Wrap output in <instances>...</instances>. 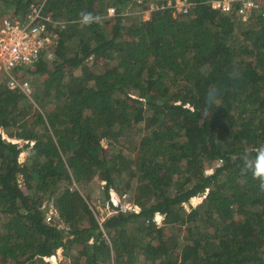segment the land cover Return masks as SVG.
Here are the masks:
<instances>
[{
    "label": "trees",
    "instance_id": "obj_1",
    "mask_svg": "<svg viewBox=\"0 0 264 264\" xmlns=\"http://www.w3.org/2000/svg\"><path fill=\"white\" fill-rule=\"evenodd\" d=\"M154 1L128 20L137 0H46L65 26L54 57L22 69L38 106L0 86V264H264V192L241 170L264 147V0L246 20L209 0L142 9ZM95 178L139 210L98 217Z\"/></svg>",
    "mask_w": 264,
    "mask_h": 264
},
{
    "label": "built area",
    "instance_id": "obj_2",
    "mask_svg": "<svg viewBox=\"0 0 264 264\" xmlns=\"http://www.w3.org/2000/svg\"><path fill=\"white\" fill-rule=\"evenodd\" d=\"M179 1V0H178ZM177 5L179 14H186L192 5L190 1L181 0ZM214 9L229 12L236 5L238 13L243 19H249L251 12L259 6L257 0H209ZM46 0H34L24 14H6L0 16V86L19 89L28 96L32 94L30 81L21 76V70L34 66L41 55L51 59L54 57V45L58 42L60 28L65 26L61 20L46 13ZM116 8L109 7V14H115ZM43 53V54H42ZM109 204L113 211H138L139 205L134 202L130 193H118L110 190ZM58 214L51 205L47 210V221H51Z\"/></svg>",
    "mask_w": 264,
    "mask_h": 264
},
{
    "label": "rangeland",
    "instance_id": "obj_3",
    "mask_svg": "<svg viewBox=\"0 0 264 264\" xmlns=\"http://www.w3.org/2000/svg\"><path fill=\"white\" fill-rule=\"evenodd\" d=\"M142 1L143 0H137V3H135L134 5H132L130 8L128 7L125 11V14H126V19H134L135 17L138 18L139 15H142L141 17H144V18H148L149 14H150V9L153 8L156 4V2L154 1V4H146L148 5L147 7L143 8L142 9ZM165 2L162 1L161 5H164ZM179 4V7L182 5V1L179 0L176 4V6ZM114 7V6H113ZM4 8V5L2 4V2L0 3V11L4 10L2 9ZM178 13V11L175 10V14ZM11 14V13H10ZM6 14H3V13H0V16H4ZM111 15V14H109ZM34 66H29L27 68H32ZM26 68V69H27ZM25 69V68H24ZM22 71V70H21ZM26 78L30 81L31 83V86L35 80V78L33 76H31L30 74H27ZM33 88V86H32ZM29 98L31 99V101L34 103V106H38L37 102L34 100V97L32 96H29ZM104 143L105 145H108L107 144V139H104ZM27 153H28V150L26 149L25 151L22 152V160L27 156ZM208 171H211V169H209ZM105 181H102V180H99L98 178H95L94 180H92L84 190H82V193H84L88 198L89 200L91 201L92 203V206L93 208L95 209V211H97L98 213V217L100 216L101 219H103L105 216L107 215H110L111 213H114L113 211V206L111 204H109V199L108 200L106 199V195L103 191V185H104ZM76 186V185H75ZM77 187V186H76ZM111 189H115L118 193L120 192H123V191H126V190H123V191H120L119 189H116V188H111ZM122 189V188H121ZM130 194L132 193L130 190H127ZM132 196V194H131ZM133 197V196H132ZM204 197V196H203ZM202 196L200 195H197V196H194L193 198H191L190 201L188 202H185L184 205L186 207V210H189L191 208V206L193 205H197L199 202L202 201L203 199ZM47 203V202H46ZM52 203H49V206H51ZM157 221L159 223L162 222V215L158 214L157 215ZM183 228V227H182ZM62 257V254H61V249L58 250L57 254L56 255H53V256H49V257H46V259L56 263L58 261L59 258Z\"/></svg>",
    "mask_w": 264,
    "mask_h": 264
},
{
    "label": "clouds",
    "instance_id": "obj_4",
    "mask_svg": "<svg viewBox=\"0 0 264 264\" xmlns=\"http://www.w3.org/2000/svg\"><path fill=\"white\" fill-rule=\"evenodd\" d=\"M175 10L177 11V6ZM80 17L84 24L99 23L101 21L98 15L90 12H81ZM218 94V90L215 92L209 91L206 97L207 102L209 104L217 103ZM241 161L242 173L250 174L252 178L258 182L260 191L264 192V147L256 153L255 157H250L247 153H242Z\"/></svg>",
    "mask_w": 264,
    "mask_h": 264
}]
</instances>
